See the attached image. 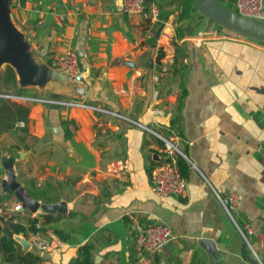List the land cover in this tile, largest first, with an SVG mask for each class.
<instances>
[{"label":"crops","instance_id":"crops-1","mask_svg":"<svg viewBox=\"0 0 264 264\" xmlns=\"http://www.w3.org/2000/svg\"><path fill=\"white\" fill-rule=\"evenodd\" d=\"M121 2L9 0L35 53L48 61L75 52L87 84L81 98L117 114L0 97V213L25 227L35 218L48 247L23 248L15 240L38 256L37 264H68L86 241L94 264H131L137 226L154 220L171 237L152 264H250L213 190L236 194L233 218L250 226L256 248L264 227V41L213 22L193 5L183 10L181 0H146L131 18ZM151 2L159 8L153 22ZM149 23L156 31L151 38L144 36ZM165 59L167 70L156 81ZM4 72L0 92L18 89L14 73ZM142 125L176 135L183 195L149 189L161 140ZM9 155L23 189L43 203L64 200V213L13 209L18 199L1 186V161ZM201 237L213 240L218 259L199 244ZM0 264L12 263L0 255Z\"/></svg>","mask_w":264,"mask_h":264},{"label":"built area","instance_id":"built-area-1","mask_svg":"<svg viewBox=\"0 0 264 264\" xmlns=\"http://www.w3.org/2000/svg\"><path fill=\"white\" fill-rule=\"evenodd\" d=\"M232 5V9L237 13L264 21V0H232ZM145 7L146 0H122L121 2V9L129 18L135 14L142 13L145 10ZM158 13L159 8L157 4L155 2H151L147 8V14L151 22L157 19ZM155 32L153 23H149L144 28L145 37L151 38L155 35ZM166 60L167 59L161 61L157 65V71L153 74L154 80L157 81L159 76L167 70ZM48 63L52 66L60 68L71 77L78 73L76 55L75 52L71 50H66L63 53L51 56ZM0 97L25 102L43 103L63 108L86 106L102 112L104 111L117 114L109 109L87 104L82 98L39 94L35 90L27 92L21 89H9L7 91L0 92ZM151 111L157 113L155 112L156 110ZM142 126L161 140L159 160L150 168L149 171V189L153 193L161 196L183 195L186 179L180 173L177 165V155L183 157V154L176 142V135L171 132L166 133L158 130L156 131L144 125ZM213 191L218 202L221 204L225 213L234 224L235 229L240 234L242 241L245 242L248 253L255 259L257 264H264L262 261V256H264V227L256 234L255 240L257 247L255 248L247 237V235L251 233L250 226L247 223L239 225L233 218V211L237 202L236 194L233 191H226L222 194L215 190ZM224 200H226V203ZM19 207V202H15L13 204V209H17ZM170 237V228L159 220L148 221L138 225L133 235L134 254L131 264H152L155 254L161 250L163 244ZM26 239L29 242V246L36 250L45 249L49 245L48 239L36 231L29 232Z\"/></svg>","mask_w":264,"mask_h":264},{"label":"water","instance_id":"water-1","mask_svg":"<svg viewBox=\"0 0 264 264\" xmlns=\"http://www.w3.org/2000/svg\"><path fill=\"white\" fill-rule=\"evenodd\" d=\"M192 5L206 18L246 37L264 41V21L237 13L225 5L221 0H190ZM9 66L14 73V83L19 88H33L39 94L51 96H84L87 84L81 81V74L73 77L58 67L52 66L46 59L35 53L29 39L21 29L11 13L9 0H0V74ZM13 157L6 156L1 161L5 177L1 179L3 192H13L19 201L20 209L26 208L39 213H64V200L54 202H40L30 196L16 180L13 169ZM226 203V200H224ZM5 233L16 239L23 248L29 246L25 237L13 234L5 227ZM199 244L214 260L218 259L213 240L201 237ZM242 259L250 264H257L248 253L245 242L239 246Z\"/></svg>","mask_w":264,"mask_h":264},{"label":"trees","instance_id":"trees-1","mask_svg":"<svg viewBox=\"0 0 264 264\" xmlns=\"http://www.w3.org/2000/svg\"><path fill=\"white\" fill-rule=\"evenodd\" d=\"M225 5L233 8L232 0H221ZM187 5H192L190 0H181L182 9H186ZM196 9V8H195ZM161 52L158 53L157 57ZM12 69L6 66L5 77L12 75ZM183 157L177 155V165L180 173L183 174L182 164ZM44 216H48L44 214ZM35 218L32 217L28 221L27 227L16 221H12L11 216L0 213V255L1 257L12 264H37L38 256L30 251H22L19 243L12 237L5 233V227L9 228L12 233H22L25 235L27 230L35 231L37 227L34 226ZM91 243L86 241L79 245L76 255L68 262V264H94L91 255Z\"/></svg>","mask_w":264,"mask_h":264},{"label":"rangeland","instance_id":"rangeland-1","mask_svg":"<svg viewBox=\"0 0 264 264\" xmlns=\"http://www.w3.org/2000/svg\"><path fill=\"white\" fill-rule=\"evenodd\" d=\"M19 89V88H18Z\"/></svg>","mask_w":264,"mask_h":264}]
</instances>
